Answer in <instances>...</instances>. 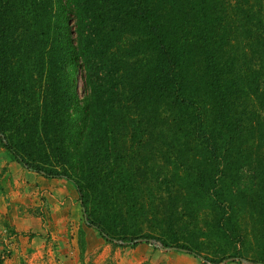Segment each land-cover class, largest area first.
Returning <instances> with one entry per match:
<instances>
[{
	"label": "trees",
	"instance_id": "trees-1",
	"mask_svg": "<svg viewBox=\"0 0 264 264\" xmlns=\"http://www.w3.org/2000/svg\"><path fill=\"white\" fill-rule=\"evenodd\" d=\"M231 6L232 0H0V140L32 170L73 181L85 209L90 192L107 187V178L98 181L102 161L112 173L125 172L112 166L122 163L128 142L142 137L189 147L202 166L216 159V169L264 163V86L244 90V70L237 69L249 46L256 54L244 52L242 67L254 60L264 71V0H237L235 25L227 22ZM134 26L144 30L137 44ZM114 38H123L121 47L112 48ZM14 44L30 50L19 60L13 51L7 61ZM34 57L48 71L36 104L24 78ZM29 143L34 154L46 152L41 164L17 148L28 150ZM50 156L57 161L44 166ZM184 166L186 176L196 174L195 186L218 185ZM213 196L220 207L232 203L223 191ZM88 223L108 237L101 224Z\"/></svg>",
	"mask_w": 264,
	"mask_h": 264
},
{
	"label": "rangeland",
	"instance_id": "rangeland-1",
	"mask_svg": "<svg viewBox=\"0 0 264 264\" xmlns=\"http://www.w3.org/2000/svg\"><path fill=\"white\" fill-rule=\"evenodd\" d=\"M236 1L232 0L227 14L232 25L233 16L237 18ZM143 32L135 26L130 30L135 44L142 42L138 36ZM122 40L112 39V48L121 47ZM245 47L237 60V69L244 70L239 73V84L254 91L264 86V71L254 60L247 61L248 69L242 67L244 52L256 54ZM25 49L14 44L6 60L13 51L16 56ZM33 61L35 57L24 78L30 85L29 101L36 104L48 71ZM78 83L83 91L80 78ZM34 146L29 143L28 150L16 146L32 165L47 159L44 150L39 156L34 154ZM188 148L156 144L143 137L128 142L122 163L112 166L125 172L112 173L107 170L110 162L102 161L98 181L107 178V187L91 191L88 200L84 198L85 209L73 181L32 170L17 161L0 140V264H264V174L259 171L264 170V163L241 160L242 166L229 162L216 169V159L202 166ZM55 160L50 156L44 166ZM184 163L218 185L207 191L195 186L196 174L186 176ZM56 168L63 167L57 164ZM221 191L232 205L220 207L216 202L213 195ZM87 220L101 224L108 237ZM125 237L134 240L124 241Z\"/></svg>",
	"mask_w": 264,
	"mask_h": 264
},
{
	"label": "crops",
	"instance_id": "crops-1",
	"mask_svg": "<svg viewBox=\"0 0 264 264\" xmlns=\"http://www.w3.org/2000/svg\"><path fill=\"white\" fill-rule=\"evenodd\" d=\"M2 248H3V247H2V244H1V241H0V252L2 251Z\"/></svg>",
	"mask_w": 264,
	"mask_h": 264
}]
</instances>
